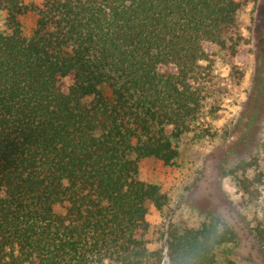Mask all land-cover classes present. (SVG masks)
<instances>
[{
	"label": "trees",
	"instance_id": "16d2710c",
	"mask_svg": "<svg viewBox=\"0 0 264 264\" xmlns=\"http://www.w3.org/2000/svg\"><path fill=\"white\" fill-rule=\"evenodd\" d=\"M250 1L0 0V264H219L239 237L217 216L150 248L169 199L140 163L209 136L216 56L239 63ZM252 230L264 255V215Z\"/></svg>",
	"mask_w": 264,
	"mask_h": 264
},
{
	"label": "rangeland",
	"instance_id": "374dc122",
	"mask_svg": "<svg viewBox=\"0 0 264 264\" xmlns=\"http://www.w3.org/2000/svg\"><path fill=\"white\" fill-rule=\"evenodd\" d=\"M20 20L31 34L35 17L26 14ZM238 25L243 37L239 63L224 52L216 56L205 107L209 136H186L176 166L143 160L139 177L159 185L169 199L162 211L150 208V248L163 246V234L172 222L197 228L209 216H217L239 237L220 251L219 264H264L252 230L264 215V0L247 3ZM104 94L110 97L111 91L105 89ZM256 177L261 182L251 186L249 181Z\"/></svg>",
	"mask_w": 264,
	"mask_h": 264
}]
</instances>
